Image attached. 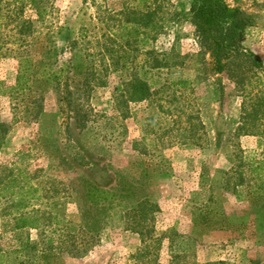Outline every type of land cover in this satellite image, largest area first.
<instances>
[{
	"label": "rangeland",
	"instance_id": "obj_1",
	"mask_svg": "<svg viewBox=\"0 0 264 264\" xmlns=\"http://www.w3.org/2000/svg\"><path fill=\"white\" fill-rule=\"evenodd\" d=\"M190 1L0 0L2 92L14 85L20 58L47 59L41 54L54 44L76 41L77 57L96 54V40L122 30L125 8L154 10L156 24L138 33L129 63L151 96L130 104L126 118L112 100L123 71L88 97L75 89L78 76L68 79L65 101L41 81L24 95L0 94V123L8 127L0 146V264H130L145 201L156 207L145 228L162 236L160 263L264 264V191L247 165L263 158L264 135L247 133L244 87L211 70ZM224 2L252 19L241 45L263 63L254 86L264 92V0ZM148 52L166 67L150 68ZM88 183L130 196L91 205ZM27 223L34 227L16 229Z\"/></svg>",
	"mask_w": 264,
	"mask_h": 264
},
{
	"label": "trees",
	"instance_id": "obj_2",
	"mask_svg": "<svg viewBox=\"0 0 264 264\" xmlns=\"http://www.w3.org/2000/svg\"><path fill=\"white\" fill-rule=\"evenodd\" d=\"M31 1L33 3V0ZM154 14V10L150 8L144 12L137 8H125L122 14L123 20H121L123 22L118 26L122 30L119 33L109 32L96 40V54L84 51L82 56L77 57V42L72 41L67 42V46L62 48L54 44L51 50L41 54V56L48 55L47 59L42 58L34 62L30 58H20L14 85L2 92L4 84L0 81V94H4L8 90L11 94L24 95L41 81L43 90L45 86L51 84L61 92L60 100L65 101L72 97L68 79L78 76L82 77V82L79 86H75V89L77 92H81L83 97H88L93 88L106 86V79L110 73L123 71L126 73V77L114 86L112 100L119 115L126 118L130 104L145 102L151 96L148 83L129 67V63L135 57L131 54V50L136 52V48H133L132 45L135 43L138 33L140 31L141 33L151 32L155 28ZM188 17L195 28L199 44L209 54L211 70L217 75L226 73L236 87H244L243 97L246 98V103L243 104L241 110L249 121L250 128L249 131L246 130L247 133L264 135V130L259 131V127L264 125V92L257 90V86H254L255 83H259L257 72L263 69V63L258 56L247 51L241 45L244 31L252 25L251 17L246 16L238 8H230L224 0H191ZM25 24L28 23L23 22L19 27V35L22 34V28L26 27ZM147 54L152 58L150 68L166 67L153 52ZM2 55L0 46V58ZM67 55L69 56L67 57ZM175 84L184 88L189 85V82L178 80ZM241 129L246 128L243 126ZM7 131V125L0 123V146ZM247 165L252 178L260 181L255 189L264 191V155L259 160H250ZM85 194L87 203L91 205L101 202L110 204L130 196L129 194L121 196L97 188L90 183L85 186ZM139 206H141L138 209L140 222L137 224L138 228L135 233L141 237V246L131 256L130 264H162L158 260L157 252L162 236L151 235L152 231L145 228V223L151 218L148 213L155 205L145 201L141 202ZM199 213H202V223L205 224L208 220L204 211L199 210ZM26 227L34 226L31 223L18 224L16 229ZM46 256H53L52 251L46 252ZM166 264L176 263L172 258Z\"/></svg>",
	"mask_w": 264,
	"mask_h": 264
}]
</instances>
